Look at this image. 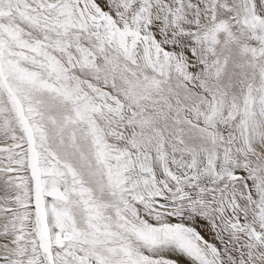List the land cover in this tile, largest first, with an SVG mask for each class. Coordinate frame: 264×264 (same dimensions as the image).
Here are the masks:
<instances>
[{"label":"snow or ice","instance_id":"6c2138e0","mask_svg":"<svg viewBox=\"0 0 264 264\" xmlns=\"http://www.w3.org/2000/svg\"><path fill=\"white\" fill-rule=\"evenodd\" d=\"M0 264H264V0H0Z\"/></svg>","mask_w":264,"mask_h":264}]
</instances>
